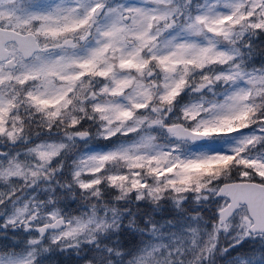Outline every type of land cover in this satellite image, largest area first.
I'll list each match as a JSON object with an SVG mask.
<instances>
[{
	"label": "snow or ice",
	"instance_id": "6c2138e0",
	"mask_svg": "<svg viewBox=\"0 0 264 264\" xmlns=\"http://www.w3.org/2000/svg\"><path fill=\"white\" fill-rule=\"evenodd\" d=\"M0 264H264V0H0Z\"/></svg>",
	"mask_w": 264,
	"mask_h": 264
}]
</instances>
